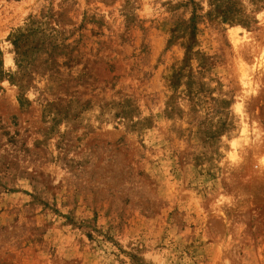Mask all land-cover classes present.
<instances>
[{"label":"rangeland","instance_id":"rangeland-1","mask_svg":"<svg viewBox=\"0 0 264 264\" xmlns=\"http://www.w3.org/2000/svg\"><path fill=\"white\" fill-rule=\"evenodd\" d=\"M0 264H264V0H0Z\"/></svg>","mask_w":264,"mask_h":264}]
</instances>
